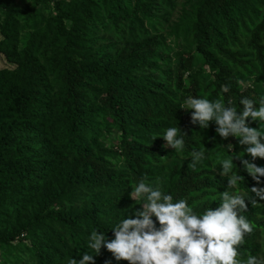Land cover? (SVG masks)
I'll return each mask as SVG.
<instances>
[{"label": "trees", "instance_id": "1", "mask_svg": "<svg viewBox=\"0 0 264 264\" xmlns=\"http://www.w3.org/2000/svg\"><path fill=\"white\" fill-rule=\"evenodd\" d=\"M0 56L9 65L0 69V264H67L92 231L111 239L108 229L139 209L128 192L140 180L196 214L217 206L229 158L221 146L249 157L178 107L190 96L236 110L241 96L258 102L264 0H0ZM174 119L187 137L172 152L152 138ZM192 150L205 157L195 167ZM240 175L242 192L264 186ZM257 203L242 213L253 230L236 258L264 264ZM94 264L127 261L101 247Z\"/></svg>", "mask_w": 264, "mask_h": 264}, {"label": "clouds", "instance_id": "2", "mask_svg": "<svg viewBox=\"0 0 264 264\" xmlns=\"http://www.w3.org/2000/svg\"><path fill=\"white\" fill-rule=\"evenodd\" d=\"M238 104L239 110H236L219 101L190 96L185 100L184 108L178 107L190 110L189 122L200 130L207 129L211 122L215 125L216 136L222 140L236 139L238 146H243V155L249 157L245 160L240 154H226L231 153L232 144L221 146L229 158L219 162V176L227 179L225 190L216 192L219 203L214 209L207 207L201 214H196L186 200L173 201L170 194L140 180L128 192L139 209L132 211L131 208L122 220L108 229L111 239L106 238L103 230L92 231L88 236L87 251L79 259L70 257L67 264H94V256L99 254L101 247L111 253L114 260H124L127 264H262L251 254L238 260L236 246L253 230L242 213L247 212L251 204L264 201V186L244 187L246 192L238 187L243 184L240 172L251 177L255 185H260V178L264 177V166L254 163L256 158L264 160V94L256 103L241 96ZM253 121L256 122L255 129L248 126ZM184 137L187 136L177 127L176 121L175 126L153 136L152 141L162 139L161 147L173 152L184 148ZM166 157L169 156L161 158ZM189 157L191 167L205 159L199 150L190 151ZM233 160H239V169ZM89 249L95 254H90Z\"/></svg>", "mask_w": 264, "mask_h": 264}, {"label": "rangeland", "instance_id": "3", "mask_svg": "<svg viewBox=\"0 0 264 264\" xmlns=\"http://www.w3.org/2000/svg\"><path fill=\"white\" fill-rule=\"evenodd\" d=\"M179 10H180V7L178 6L172 17H171V21H174L178 16H179ZM9 65L5 62L4 58L2 56H0V69H3V68H8ZM2 257H1V254H0V261H1ZM24 264H27L25 261H24Z\"/></svg>", "mask_w": 264, "mask_h": 264}]
</instances>
